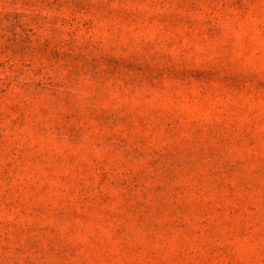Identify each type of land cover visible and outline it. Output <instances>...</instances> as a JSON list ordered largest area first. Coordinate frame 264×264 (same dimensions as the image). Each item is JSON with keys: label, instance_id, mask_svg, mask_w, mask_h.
Returning a JSON list of instances; mask_svg holds the SVG:
<instances>
[{"label": "rangeland", "instance_id": "1", "mask_svg": "<svg viewBox=\"0 0 264 264\" xmlns=\"http://www.w3.org/2000/svg\"><path fill=\"white\" fill-rule=\"evenodd\" d=\"M0 264H264V0H0Z\"/></svg>", "mask_w": 264, "mask_h": 264}]
</instances>
